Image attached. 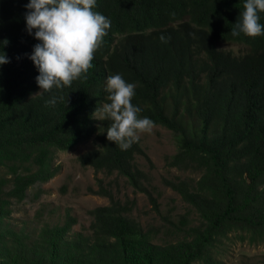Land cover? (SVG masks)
<instances>
[{
    "label": "trees",
    "instance_id": "obj_1",
    "mask_svg": "<svg viewBox=\"0 0 264 264\" xmlns=\"http://www.w3.org/2000/svg\"><path fill=\"white\" fill-rule=\"evenodd\" d=\"M243 2L97 0L95 10L111 25L93 67L70 87L41 94L27 55L37 43L25 31L27 0H0V42L8 40L0 51L10 61L0 66V264H214L213 247L230 233L264 244V36H232ZM222 42L244 50L234 53ZM117 72L136 84L139 115L174 133L177 148L167 164L199 174L165 181L198 223L187 226L182 216L170 239L160 237L104 185L96 192L109 202L89 210L85 230L74 229L69 209L60 221L14 223L13 200L59 172V152L87 140L93 146L76 158L82 166L147 191L149 175L136 156L149 157L139 141L120 150L106 139L110 122L92 116L107 102L105 78ZM52 94L62 97L54 107L45 103Z\"/></svg>",
    "mask_w": 264,
    "mask_h": 264
},
{
    "label": "rangeland",
    "instance_id": "obj_2",
    "mask_svg": "<svg viewBox=\"0 0 264 264\" xmlns=\"http://www.w3.org/2000/svg\"><path fill=\"white\" fill-rule=\"evenodd\" d=\"M219 46L234 53L244 50V45L233 42H222ZM138 141L149 157L148 161L136 156L138 166L149 175V183L144 184L147 191L133 187L116 173L94 172L92 167L82 166L76 158L93 146L92 141L87 140L71 150L59 152L54 159L60 164L59 172L48 181L29 187L22 200H13L12 221L17 224L26 221L29 226L40 224V219L60 221L65 210L69 209L77 218L74 229L85 230L92 218L89 210L109 202L107 197L96 192L99 185H104L111 189L115 198L128 199L133 208L131 215L145 226L156 227L160 237L163 235L170 239L175 225L180 226L182 216L187 226L197 224L198 216L194 209L165 182L199 176L197 172L182 171L167 164L166 158L177 148L174 133L166 127L154 125L152 132L141 133ZM211 255L216 261L214 264H264V244H251L238 234L230 233L213 247Z\"/></svg>",
    "mask_w": 264,
    "mask_h": 264
},
{
    "label": "clouds",
    "instance_id": "obj_3",
    "mask_svg": "<svg viewBox=\"0 0 264 264\" xmlns=\"http://www.w3.org/2000/svg\"><path fill=\"white\" fill-rule=\"evenodd\" d=\"M23 7L25 31L37 41L27 55L38 71L35 80L39 93H52L86 78L94 53L111 25L108 17L95 10L97 0H27ZM261 13L264 0H244L232 36H264ZM159 39L168 43L170 37L161 34ZM0 44L7 45V38ZM8 62L5 51H0V66ZM135 89L136 84L126 81L121 73L108 75L104 83L107 102L92 113L94 118L110 122L106 139L122 151L137 142L141 133L150 134L154 128V121L140 116L142 109L132 103ZM58 99L62 97L52 94L45 103L54 107Z\"/></svg>",
    "mask_w": 264,
    "mask_h": 264
}]
</instances>
